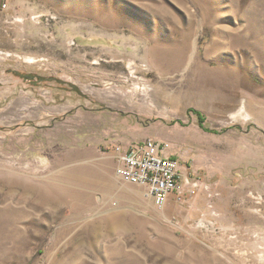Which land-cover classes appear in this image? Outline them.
<instances>
[{
  "label": "rangeland",
  "instance_id": "374dc122",
  "mask_svg": "<svg viewBox=\"0 0 264 264\" xmlns=\"http://www.w3.org/2000/svg\"><path fill=\"white\" fill-rule=\"evenodd\" d=\"M0 264H264V0H0Z\"/></svg>",
  "mask_w": 264,
  "mask_h": 264
},
{
  "label": "built area",
  "instance_id": "2783aa9c",
  "mask_svg": "<svg viewBox=\"0 0 264 264\" xmlns=\"http://www.w3.org/2000/svg\"><path fill=\"white\" fill-rule=\"evenodd\" d=\"M169 150L170 143L153 138L128 148L117 145L116 174L125 183L145 186L158 206H164L172 193L181 199L184 193L195 192L201 182Z\"/></svg>",
  "mask_w": 264,
  "mask_h": 264
},
{
  "label": "bare ground",
  "instance_id": "6f19581e",
  "mask_svg": "<svg viewBox=\"0 0 264 264\" xmlns=\"http://www.w3.org/2000/svg\"><path fill=\"white\" fill-rule=\"evenodd\" d=\"M57 203H58V204L61 203V200H59ZM13 218H14V217H12V219H13ZM15 221H16V220H15ZM15 227H16V226H15Z\"/></svg>",
  "mask_w": 264,
  "mask_h": 264
},
{
  "label": "trees",
  "instance_id": "16d2710c",
  "mask_svg": "<svg viewBox=\"0 0 264 264\" xmlns=\"http://www.w3.org/2000/svg\"><path fill=\"white\" fill-rule=\"evenodd\" d=\"M202 118V117H201Z\"/></svg>",
  "mask_w": 264,
  "mask_h": 264
}]
</instances>
